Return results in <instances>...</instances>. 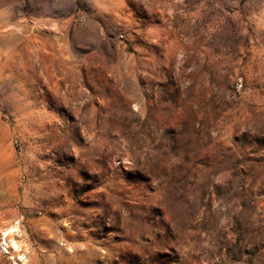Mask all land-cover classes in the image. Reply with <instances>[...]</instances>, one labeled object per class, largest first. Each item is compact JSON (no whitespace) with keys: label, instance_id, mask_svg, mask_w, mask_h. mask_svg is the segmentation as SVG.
I'll return each mask as SVG.
<instances>
[{"label":"rangeland","instance_id":"obj_1","mask_svg":"<svg viewBox=\"0 0 264 264\" xmlns=\"http://www.w3.org/2000/svg\"><path fill=\"white\" fill-rule=\"evenodd\" d=\"M15 223L24 264H264V0H0Z\"/></svg>","mask_w":264,"mask_h":264},{"label":"bare ground","instance_id":"obj_2","mask_svg":"<svg viewBox=\"0 0 264 264\" xmlns=\"http://www.w3.org/2000/svg\"><path fill=\"white\" fill-rule=\"evenodd\" d=\"M22 232L17 223L0 229V253L6 254L14 264L26 263L28 249L25 244L19 243L15 237H21Z\"/></svg>","mask_w":264,"mask_h":264},{"label":"trees","instance_id":"obj_3","mask_svg":"<svg viewBox=\"0 0 264 264\" xmlns=\"http://www.w3.org/2000/svg\"><path fill=\"white\" fill-rule=\"evenodd\" d=\"M203 147H200V146H198V144L196 143L195 144V146H193V148H192V152L191 153H193V154H196V152H198V154L201 152V149H202ZM208 206V205H207ZM207 210H208V207H207Z\"/></svg>","mask_w":264,"mask_h":264}]
</instances>
